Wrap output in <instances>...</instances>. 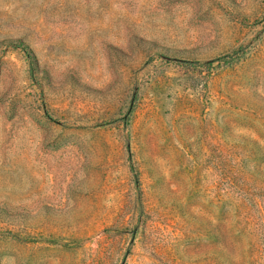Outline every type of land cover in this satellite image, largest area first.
<instances>
[{
  "label": "rangeland",
  "instance_id": "obj_1",
  "mask_svg": "<svg viewBox=\"0 0 264 264\" xmlns=\"http://www.w3.org/2000/svg\"><path fill=\"white\" fill-rule=\"evenodd\" d=\"M0 264H264V0H0Z\"/></svg>",
  "mask_w": 264,
  "mask_h": 264
},
{
  "label": "trees",
  "instance_id": "obj_2",
  "mask_svg": "<svg viewBox=\"0 0 264 264\" xmlns=\"http://www.w3.org/2000/svg\"><path fill=\"white\" fill-rule=\"evenodd\" d=\"M224 60H227V57L226 58H220V59L215 60V61H211V62L207 63V66L211 67L215 62H221V61H224Z\"/></svg>",
  "mask_w": 264,
  "mask_h": 264
}]
</instances>
